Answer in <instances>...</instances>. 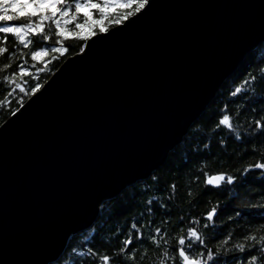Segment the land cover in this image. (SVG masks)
Wrapping results in <instances>:
<instances>
[{
    "label": "water",
    "instance_id": "water-1",
    "mask_svg": "<svg viewBox=\"0 0 264 264\" xmlns=\"http://www.w3.org/2000/svg\"><path fill=\"white\" fill-rule=\"evenodd\" d=\"M152 3L132 28L66 57L0 129V264H43L54 223L65 250L98 217L96 199L165 162L264 35V0Z\"/></svg>",
    "mask_w": 264,
    "mask_h": 264
},
{
    "label": "snow or ice",
    "instance_id": "snow-or-ice-1",
    "mask_svg": "<svg viewBox=\"0 0 264 264\" xmlns=\"http://www.w3.org/2000/svg\"><path fill=\"white\" fill-rule=\"evenodd\" d=\"M153 6L152 0H0V61L7 60L0 64V73H4L0 75V81L10 96L19 93V98L15 100L17 106L8 109L10 119L0 121V129L22 114V110L43 95V90L50 84L51 81L41 83L33 75L32 69L37 74L44 72L50 67L51 60H59L70 51L67 42L73 39L78 42V52L73 55L76 58H82L80 53L87 56L88 49L132 28ZM237 27L243 35L245 23L241 21ZM258 40L264 43V35ZM40 65H44V68ZM257 71L259 77L253 75L243 83L259 82V89L254 88V94L250 96L241 87L229 92L223 111L211 126L201 120L199 115L184 123L182 135L189 137L188 149L193 159L188 170L190 183L187 196L192 199L187 201V207L190 210L202 202L201 197L207 192L216 191L225 185L228 188L243 189L250 176L261 183V193L252 195L264 193V152L259 153L260 158L247 164L243 171L229 173L205 170L208 158L214 155L211 147L213 143L222 155L230 158L236 154L235 151H225L231 141L239 150L240 159L250 154L256 155V145L264 143L258 140V137L264 136V116L251 119L247 126L238 128L234 126L228 108L229 103L241 101L237 120L246 111L254 115L264 111L257 107L264 104V67ZM197 120H200L202 127L209 128L212 136L221 135L226 130V138L212 141L203 137L194 141L188 130ZM184 163L188 164V161ZM152 171L149 169L125 181L123 187L129 190L113 201L106 216L100 217L98 229H103L105 224L121 215H124L123 222L119 226L109 224L107 238L100 237L101 247H95L89 240L85 242L88 246L79 253L73 249L79 264H264V204H232L234 215H228L226 222L217 224L222 209L219 201L215 207L206 208L198 217L191 211L184 214V209L179 208L173 199L177 184L168 183L162 189L163 182L159 175H149ZM137 181H145V184L140 186ZM201 181L200 191L193 197L192 186ZM148 184H152L151 189ZM149 191L154 194L150 198L145 197ZM162 191L165 193L163 196L155 194ZM97 192L88 194L84 209L97 196ZM138 196L145 198L136 200ZM103 199L105 197L95 200L94 212L97 204L104 207L101 204ZM107 199L111 200L112 197ZM234 200L235 196H229L228 203ZM133 207L139 209L135 214H131ZM69 211L76 213L81 209L70 208ZM177 212L180 214L176 215ZM172 216H176L174 222L169 219ZM229 225L231 229L224 234L222 229ZM63 227L55 223L52 225L45 241L47 253L43 264H63L65 251L57 243ZM110 241L117 243L109 247ZM141 246L144 247L143 251L140 250ZM149 248L153 250V257L148 255Z\"/></svg>",
    "mask_w": 264,
    "mask_h": 264
},
{
    "label": "trees",
    "instance_id": "trees-1",
    "mask_svg": "<svg viewBox=\"0 0 264 264\" xmlns=\"http://www.w3.org/2000/svg\"><path fill=\"white\" fill-rule=\"evenodd\" d=\"M70 47V51L59 60H51V64L49 68H46L44 72L37 74L35 69H32L33 75L36 76L37 79L41 83L45 82L49 76L59 67V65L63 62V60L73 55V53L78 52V42L76 40H70L67 42ZM51 59V58H50ZM7 60L0 61V64L6 63ZM251 65V66H250ZM39 67L44 68V65H40ZM264 67V43H260L259 46L253 51L249 52L242 63L237 67V69L230 75L218 88L215 96L208 103L205 110L200 114V119L207 121L210 126L217 120L218 114L223 111L224 103L229 99L228 93L234 92L236 87H241L242 89H246L248 95H253V89H259V82L257 83H243L244 80H248L251 76L256 75L259 77L258 68ZM4 73H0L3 75ZM6 86L3 85V82L0 81V121H5L9 117L8 109L10 107H16L15 100L19 98V93H13L11 96L8 94V91H4ZM10 91V89H9ZM243 99V96H241ZM241 101H235L233 103H229L228 108L231 113V119L236 127L247 126L250 123L251 119L259 118V116H264V111H261L257 114H253L251 112H244L243 115L239 116V120H237V112L241 108ZM257 107L264 109V104L258 105ZM229 112H224L223 114H229ZM189 133L194 138V141L199 140L203 137H207L209 140L217 141L219 139H225L227 136L226 130L223 134L218 136H212L210 134L209 128H204L201 126L200 120H197L195 124H193L189 128ZM259 141H264V136L258 137ZM188 135H184L182 141L177 144L167 155L165 162L156 168L154 171L150 173V175H159L160 180L163 182L161 184L162 189L166 187L168 183L175 182L177 184V189L175 192V196L173 197L176 205L179 208L184 209V214H188L189 211L192 212L195 216H200L203 214L206 208L215 207L217 201H219L222 205L221 215L217 218L216 223L221 224L226 222L228 215H234L231 211L232 204H246V203H254V204H264V193L259 195H252V193H261V183L254 180L251 176L249 177V181L244 185L243 189L237 190L235 188H228L226 185L222 188L213 191L207 192L201 197L202 202L198 203L194 206L193 209H189L187 207V201L191 200L192 197L187 196V188L190 183V178L188 175L189 166L193 163L192 154L188 149ZM229 148L225 151L227 153H233L235 151L236 154L232 155L230 158L228 155H222L221 150L218 149L213 143L211 145L213 156L209 157L207 160V167L205 170L212 171H226L229 173L243 171V168L249 164L255 162L259 159V153L264 152V143H258L257 154L256 155H248L243 159L239 158V150L236 149V145L229 141ZM187 160L188 164H185L184 161ZM199 166V165H197ZM179 174V179L177 176ZM140 186L145 184V181H137ZM183 185V187H181ZM202 186V181L200 184H195L192 186V196L194 197ZM148 187L151 189L152 184H148ZM128 188H124L121 193L111 200H105L102 204L103 208H100V212L98 217L94 221L93 225L85 231L79 232L69 239V242L66 246L65 255L63 258V264H74V260L76 264H79L78 257L73 254V249H75L76 253H79L82 248H86L88 245L85 243L86 241L91 240L95 247H101L102 242L100 240L101 236L109 235L107 233V228L109 224H113L115 226H119L123 222L124 215L119 216L118 218H114L109 224H105L103 229H98V225L100 224V217L106 216L108 211L110 210V206L114 200L119 199L123 196L125 191H128ZM223 193V194H221ZM154 193L149 191L145 194V197H151ZM158 196H163L165 193L162 191L161 193H155ZM229 196H235L236 200L228 203ZM145 197H135L136 200H142ZM139 211V209L133 207L131 210V214H135ZM128 214V213H125ZM180 213L177 212L176 215ZM173 222L176 219V216L169 217ZM157 221L159 222V216L157 217ZM187 226V225H185ZM94 229L95 231L94 233ZM231 229V225L228 228L222 229L224 234L227 233ZM147 235V233H145ZM117 241H110L108 244L109 247L116 244ZM216 242H213L215 244ZM141 251L144 250V247L141 246ZM149 257H153L154 253L151 248L148 250ZM138 264V262H137Z\"/></svg>",
    "mask_w": 264,
    "mask_h": 264
}]
</instances>
